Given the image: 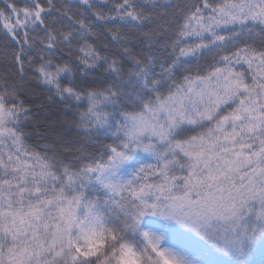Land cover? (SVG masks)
Segmentation results:
<instances>
[{"label": "snow or ice", "instance_id": "obj_1", "mask_svg": "<svg viewBox=\"0 0 264 264\" xmlns=\"http://www.w3.org/2000/svg\"><path fill=\"white\" fill-rule=\"evenodd\" d=\"M0 264H264V0H0Z\"/></svg>", "mask_w": 264, "mask_h": 264}]
</instances>
